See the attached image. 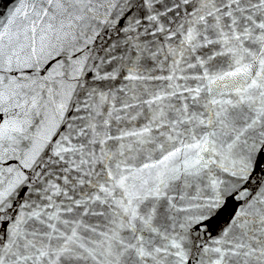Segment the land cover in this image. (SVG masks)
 Returning a JSON list of instances; mask_svg holds the SVG:
<instances>
[{
  "label": "snow or ice",
  "instance_id": "1",
  "mask_svg": "<svg viewBox=\"0 0 264 264\" xmlns=\"http://www.w3.org/2000/svg\"><path fill=\"white\" fill-rule=\"evenodd\" d=\"M14 5L0 264H264V0Z\"/></svg>",
  "mask_w": 264,
  "mask_h": 264
},
{
  "label": "water",
  "instance_id": "2",
  "mask_svg": "<svg viewBox=\"0 0 264 264\" xmlns=\"http://www.w3.org/2000/svg\"><path fill=\"white\" fill-rule=\"evenodd\" d=\"M14 6V0H0V17L7 16V14L13 10ZM234 209L235 202L230 201L229 205L223 210V212L210 222L213 230L222 226Z\"/></svg>",
  "mask_w": 264,
  "mask_h": 264
}]
</instances>
